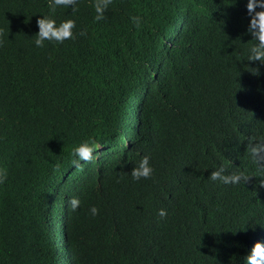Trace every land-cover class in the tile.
Listing matches in <instances>:
<instances>
[{
    "label": "trees",
    "instance_id": "obj_1",
    "mask_svg": "<svg viewBox=\"0 0 264 264\" xmlns=\"http://www.w3.org/2000/svg\"><path fill=\"white\" fill-rule=\"evenodd\" d=\"M246 2L113 0L95 22L80 0L74 17L56 13L76 19L75 38L36 48L48 0H0V264H219L214 212L264 193L248 151L264 141V66L247 61ZM89 137L97 159L74 167ZM144 155L154 175L134 182ZM220 167L251 178L225 186L210 179Z\"/></svg>",
    "mask_w": 264,
    "mask_h": 264
},
{
    "label": "clouds",
    "instance_id": "obj_2",
    "mask_svg": "<svg viewBox=\"0 0 264 264\" xmlns=\"http://www.w3.org/2000/svg\"><path fill=\"white\" fill-rule=\"evenodd\" d=\"M113 0H93L92 7L95 11L94 21L100 22L105 19L104 13L108 10ZM80 0H48L47 13L38 15L36 21L38 32L35 34L34 46L44 48L45 42L63 44L67 40L75 38L74 29L77 27L75 18L57 19L58 8L71 9L74 17L79 11ZM246 13L249 16L247 33L250 34L256 43L252 44L247 53V61L259 62L264 66V0H247L245 5ZM259 9V10H257ZM132 22L139 27L140 18L132 17ZM2 35V33H0ZM80 36L86 35L84 30L79 32ZM2 43V40H0ZM258 74V69H255ZM102 146L89 137L82 141L72 151V165L81 166V162H92L97 159L98 149ZM249 155L258 169L264 171V141L253 144L249 149ZM148 155L142 156L135 167L132 168L130 176L132 181L149 180L153 177L155 169L151 164ZM223 167L212 171L210 179L221 184L237 185L241 182L247 183L250 176L244 171L225 175ZM129 174V173H128ZM8 168L0 164V186L8 180ZM260 188H264V180L257 181ZM248 205L240 206L235 204L233 207L223 208L220 212H214L216 221L215 229L216 244L209 247L210 252L216 257L219 264H264V193L254 202L252 198ZM69 206L73 212L81 205V200L77 197L71 198ZM91 216L99 215L100 210L96 206L89 209ZM210 211H208L209 213ZM161 219L167 217L165 209L158 211ZM208 216L209 221L213 215ZM174 247L175 244L173 245Z\"/></svg>",
    "mask_w": 264,
    "mask_h": 264
}]
</instances>
